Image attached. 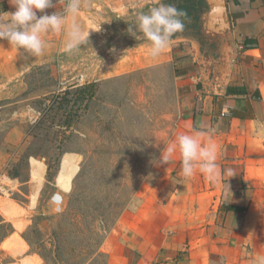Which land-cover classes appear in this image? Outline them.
<instances>
[{
    "label": "rangeland",
    "instance_id": "obj_1",
    "mask_svg": "<svg viewBox=\"0 0 264 264\" xmlns=\"http://www.w3.org/2000/svg\"><path fill=\"white\" fill-rule=\"evenodd\" d=\"M156 3L81 0L88 42L70 53L62 34L45 35L40 56L0 41V201L27 208L19 216L29 220L21 235L31 264H109L111 254L128 264L135 238L116 222L133 212L130 198L151 196L180 163L160 157L181 134L183 94L201 78L194 53L220 56L223 40L210 41L201 25L195 34L190 14L164 52L149 56V42L128 29ZM100 225L106 231L96 235ZM11 230L0 224V244ZM22 258L0 246V264Z\"/></svg>",
    "mask_w": 264,
    "mask_h": 264
},
{
    "label": "crops",
    "instance_id": "obj_2",
    "mask_svg": "<svg viewBox=\"0 0 264 264\" xmlns=\"http://www.w3.org/2000/svg\"><path fill=\"white\" fill-rule=\"evenodd\" d=\"M224 2L228 31L208 36L223 40V51L220 56L194 53L203 64L197 68L201 78L183 94L178 121L181 134L200 130L204 142L217 145L218 179L210 182L199 170L185 179L180 163L169 166V174L151 187L153 194L142 196L136 211L115 224L135 238L128 264H255L264 256V0ZM53 3L45 13L60 11L65 0ZM14 11L10 0H0V15ZM178 159L179 153L173 162ZM224 169L232 170L230 177ZM29 182L28 205L35 209ZM15 209L0 201V224L12 226L0 246L23 255L21 264H31L21 235L29 220L19 216L27 208ZM122 253L127 259L125 248Z\"/></svg>",
    "mask_w": 264,
    "mask_h": 264
},
{
    "label": "clouds",
    "instance_id": "obj_3",
    "mask_svg": "<svg viewBox=\"0 0 264 264\" xmlns=\"http://www.w3.org/2000/svg\"><path fill=\"white\" fill-rule=\"evenodd\" d=\"M10 3L15 11L0 15V40H7L17 50L23 49L32 56L42 55L47 47L43 37L50 33L63 35L64 50L69 53L88 42L89 29L85 32L77 21L81 0H65L62 9L52 14L45 13V10L55 6L53 0H10ZM38 11L45 14L38 16ZM184 17L182 10L157 0L147 12L137 14L128 31L136 38L148 41V55L157 57L164 52L172 37L184 30ZM137 32L141 35L137 36ZM203 135L200 130L177 135L174 141L165 145L160 163L168 164L178 152L183 178L190 179L199 170L215 183L218 179V148L211 140L204 142ZM223 174L230 177L232 170L224 169ZM139 204L140 201L132 197L128 207L136 211ZM255 264H264V256H260Z\"/></svg>",
    "mask_w": 264,
    "mask_h": 264
},
{
    "label": "water",
    "instance_id": "obj_4",
    "mask_svg": "<svg viewBox=\"0 0 264 264\" xmlns=\"http://www.w3.org/2000/svg\"><path fill=\"white\" fill-rule=\"evenodd\" d=\"M206 9L201 16V29L207 36L228 31V17L224 0H204Z\"/></svg>",
    "mask_w": 264,
    "mask_h": 264
},
{
    "label": "trees",
    "instance_id": "obj_5",
    "mask_svg": "<svg viewBox=\"0 0 264 264\" xmlns=\"http://www.w3.org/2000/svg\"><path fill=\"white\" fill-rule=\"evenodd\" d=\"M174 1H175L174 6L182 10L185 13L186 18H189L191 14V16L193 17V23H191V27L195 30V34H197L200 37L201 29L199 24V18H200L199 15L206 8L204 0H174ZM171 3H173V0L166 1V4H171ZM105 231L106 230L104 229V227L100 225L99 231L97 230L96 235H99V233H104Z\"/></svg>",
    "mask_w": 264,
    "mask_h": 264
},
{
    "label": "built area",
    "instance_id": "obj_6",
    "mask_svg": "<svg viewBox=\"0 0 264 264\" xmlns=\"http://www.w3.org/2000/svg\"><path fill=\"white\" fill-rule=\"evenodd\" d=\"M55 196H56V194H54L53 197H52V200H53V201H54ZM61 201H62V197H61V195H59V203H56L55 201H54V202H55L57 205H59V204L61 203Z\"/></svg>",
    "mask_w": 264,
    "mask_h": 264
}]
</instances>
